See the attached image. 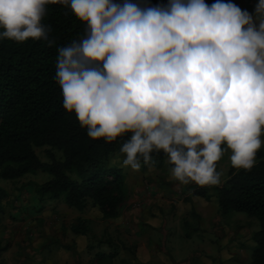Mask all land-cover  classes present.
Wrapping results in <instances>:
<instances>
[{
    "label": "clouds",
    "instance_id": "9594fccd",
    "mask_svg": "<svg viewBox=\"0 0 264 264\" xmlns=\"http://www.w3.org/2000/svg\"><path fill=\"white\" fill-rule=\"evenodd\" d=\"M70 9L83 37L57 47L63 108L92 140L119 148L139 171L163 152L171 179L217 185L224 153L250 170L264 131V0L253 13L231 0H0V39L44 40L48 5ZM226 145V147H222Z\"/></svg>",
    "mask_w": 264,
    "mask_h": 264
},
{
    "label": "trees",
    "instance_id": "16d2710c",
    "mask_svg": "<svg viewBox=\"0 0 264 264\" xmlns=\"http://www.w3.org/2000/svg\"><path fill=\"white\" fill-rule=\"evenodd\" d=\"M132 2L146 7L166 4L167 0ZM42 23L50 26L48 38L55 41L51 47L44 40L0 39V181H18L40 171L50 179L33 185L36 212L44 210L46 202L60 201L79 212L93 207L104 220L117 219L127 201L128 187L125 172L108 164L129 134L112 143H105L104 138L92 140L75 113L64 110L61 89L54 80L57 47L83 37L86 25L59 4L47 6ZM43 147H48V162L36 155L35 149ZM151 157L154 166L167 158L163 152H154ZM141 164L143 169L147 167ZM227 175L212 192L201 187L191 195L215 200L219 215L238 212L256 218L259 230L252 235L255 246L249 264H264V148L257 151L250 170L230 165ZM6 198V190L0 186V214ZM186 201L191 202L190 198ZM190 210L198 217L192 205ZM88 223L77 218L70 230L76 236L85 235L90 231ZM6 250L0 248V256Z\"/></svg>",
    "mask_w": 264,
    "mask_h": 264
},
{
    "label": "rangeland",
    "instance_id": "374dc122",
    "mask_svg": "<svg viewBox=\"0 0 264 264\" xmlns=\"http://www.w3.org/2000/svg\"><path fill=\"white\" fill-rule=\"evenodd\" d=\"M210 0H205L209 4ZM212 3L214 0H211ZM227 2V0H225ZM241 10L249 9L241 6L240 3H247L253 13L258 0H231ZM264 148V131L260 137ZM226 147V145H222ZM48 147L35 149L36 155L42 162H48L46 151ZM231 151L224 153L216 163V170L221 173L220 183L217 185H205L202 188L209 192L215 186L221 185L228 177L230 167L229 157ZM59 157V154H56ZM123 157L119 153L112 155L108 164L111 167H120L124 172L130 169L122 167ZM151 168L161 170L170 166L166 158L160 166L147 165L145 171ZM126 173V172H125ZM152 174L153 171H152ZM50 179V176L43 172L28 174L18 181H0L7 192L4 200V213L0 214V248L7 250L1 253L0 264H249L251 253L255 246L252 235L259 230V223L256 218L248 217L244 213L229 212L226 215H219L218 219L212 220L208 227V219L194 217L190 210L192 202L186 201L190 198L195 189L201 188L194 182L182 186L176 191L171 186V199L167 196L161 197V188H166V182L159 180L146 181L143 177L131 180L129 186L141 187L147 185L150 190L160 194V206L150 213L153 219H161L158 226L146 224V221H138L141 217L132 213L130 219L137 220L131 226L128 225L129 212L138 210V207L129 208L126 201L121 209L120 215L114 220H104L93 207L86 208V215L90 217L88 223L90 231L85 235H75L70 227L75 223L77 212L70 211L62 202L49 204L46 202L44 210L36 212L38 206L33 191L34 184H42ZM176 180H170L174 182ZM181 185L179 181H176ZM172 185V184H171ZM154 188V189H153ZM162 188V189H165ZM133 196L128 194L130 201H138L136 192ZM200 204H204V211L200 206H193L194 209L206 216L214 215L215 200L205 201L196 197ZM128 199V198H127ZM173 201L170 207L162 210L163 202ZM191 201V200H190ZM53 202V201H52ZM182 202V205L179 203ZM179 203V204H178ZM138 212V211H137ZM195 212V211H194ZM162 215L167 217L162 218ZM67 217V218H66ZM11 223L5 224L4 219ZM187 224V225H186ZM141 229L139 231V226ZM206 225V226H204ZM139 234L148 237L147 248L152 249L153 255L150 259L139 261ZM115 257L110 258L109 255ZM144 254V255H143ZM147 256L146 252H142ZM151 260H154L151 262ZM151 262V263H150Z\"/></svg>",
    "mask_w": 264,
    "mask_h": 264
},
{
    "label": "crops",
    "instance_id": "0c3cea01",
    "mask_svg": "<svg viewBox=\"0 0 264 264\" xmlns=\"http://www.w3.org/2000/svg\"><path fill=\"white\" fill-rule=\"evenodd\" d=\"M241 6H246L249 11L248 12H251V9L248 7L247 3H240ZM152 171L154 174H152ZM125 184L126 186L128 187V194L131 196H133V192L135 191L136 192V199L138 201H130L129 197L127 199V202L129 206V208H133V207H138L137 209L138 210H135L134 212L131 211L129 212L130 215L128 216L129 218V221H128V225L131 226L133 224V222H135L137 219L134 218L133 221H131L130 219H132L131 217L134 216L132 213H136L138 214L141 218L138 220V221H146V224L149 225H155V226H158V223L159 222H162L161 219H153L152 217H150L149 215V212L152 213L155 208L157 206H160L161 204H159V201H160V194L157 193L156 190L155 192L152 191V189L150 190V188L147 187V185H142L141 187H138L136 185H134V188L132 189L131 186H129V184L131 183L130 181L133 180L135 177H139L140 181L143 179V177H147L146 181L148 182L149 180L153 179V180H156V181H159V180H162V181H165L166 182V188L165 187H162V188H165V189H160L161 190V197L162 196H167L168 199H171L172 197V191L170 190L171 186L174 187L175 189L173 191H176V189L180 188L182 186V184L180 185L179 183H177L176 181L174 182H169L170 180H173L171 179V173H170V170L166 169L163 171L159 168H151L149 170H145L143 171L141 168L139 169V171H133L132 169H128V171H125ZM172 184V185H171ZM167 187H170V188H167ZM202 187V186H200ZM154 189V188H153ZM190 200L192 202V205L193 206H200L202 208V211H204V204H200V201L194 197V196H190ZM51 203H54V202H49V204ZM174 204L173 201H169V202H163V206H162V210L164 211V209L166 210L168 207H170L171 204ZM181 205H182V202H179ZM178 203V204H179ZM88 208V207H87ZM70 209V211H76L77 212V216H76V219L77 218H81V219H84V220H87L89 222V224L92 223V221L90 220V217H88L86 215V209L83 211V212H79L75 209H72V208H68ZM95 209V208H93ZM138 211V212H137ZM195 213L199 216V217H204L203 219H208L210 217H212V220L213 219H218L219 217V214H218V208L214 205V215L213 216H206L207 214H203V212L201 211H197L196 209H194ZM165 217L162 215V218ZM67 218V217H66ZM166 220H167V217H165ZM212 220H209L207 221V224H208V227L210 226V223L212 222ZM5 224H10L11 221L9 219H4L3 221ZM206 226V225H204ZM139 231L141 229V225L139 226ZM147 241H148V237L147 236H143L141 234H139V248H138V253L140 254V256L138 255V258L139 261H143L142 259L144 260H147V259H150V256L151 257H155L156 254L153 255V251L151 248H147ZM142 252H146L147 256H143L141 255ZM154 260H151V262H153ZM150 262V263H151Z\"/></svg>",
    "mask_w": 264,
    "mask_h": 264
}]
</instances>
